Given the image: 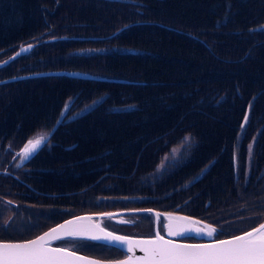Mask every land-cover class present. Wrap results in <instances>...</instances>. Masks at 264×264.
<instances>
[{"label": "trees", "instance_id": "obj_1", "mask_svg": "<svg viewBox=\"0 0 264 264\" xmlns=\"http://www.w3.org/2000/svg\"><path fill=\"white\" fill-rule=\"evenodd\" d=\"M128 6L132 9L121 16L118 11ZM262 24L264 0H0V60L24 42L65 47L36 49L1 69L0 78L45 69L88 74L85 79L17 81L0 98V119L12 116V136L20 142L38 127L53 132L35 165L15 169L25 178L2 174L12 184L0 178V203L21 206L24 218L19 213L13 220L5 218L10 208H0V237L22 239L46 221L66 219L76 211L67 197L77 198L86 209L90 207L84 201L99 187H106L108 192L101 193L106 201L108 195L131 188L132 177L146 186L161 155L186 134L197 137L196 151L212 142L200 162L214 154L212 148L222 153L210 178L219 177L217 197L223 199L226 171L236 176V154L224 152L223 138L231 132L233 139L245 130L249 118L254 130L255 119L264 123ZM42 25L52 38L110 37L109 57H78L85 49L97 54L100 47L92 44L100 39L49 42L52 38L42 39ZM149 51L156 55L145 56ZM197 167L186 168L179 177H188ZM174 177L173 172L162 174L155 190L172 189ZM220 223L234 229L223 218Z\"/></svg>", "mask_w": 264, "mask_h": 264}, {"label": "snow or ice", "instance_id": "obj_2", "mask_svg": "<svg viewBox=\"0 0 264 264\" xmlns=\"http://www.w3.org/2000/svg\"><path fill=\"white\" fill-rule=\"evenodd\" d=\"M31 46H29L30 48ZM29 49H22L28 51ZM19 55V53H18ZM67 110V105H65ZM63 116V113H61ZM247 116H245V123ZM60 124V120L56 121ZM243 127V125H242ZM52 131L43 128L36 131L27 139L22 149L16 154L23 162L30 160L42 148L51 144ZM189 140V137L185 138ZM251 148V146H250ZM11 203V202H9ZM152 213L153 210H137ZM112 219L113 213L103 214ZM157 222L161 213H155ZM164 225L169 236H182L191 232L190 218L177 217L166 214ZM90 216H80L68 220L58 227L52 228L36 239L25 242L0 241V264H113L97 259L77 255L72 242L77 240L105 241L109 244H118L132 255L126 259L115 261L114 264H264V222L251 231L241 235H233L229 239L215 238L211 243H175L171 239L156 233L154 239L135 240L123 235H115L105 231L98 224H93ZM131 223V221H119ZM199 223V222H197ZM7 227V225H5ZM207 229L197 230V235L216 237L217 229L204 225ZM54 240H67L68 245L52 246ZM139 249L143 256H136L135 250Z\"/></svg>", "mask_w": 264, "mask_h": 264}, {"label": "flooded vegetation", "instance_id": "obj_3", "mask_svg": "<svg viewBox=\"0 0 264 264\" xmlns=\"http://www.w3.org/2000/svg\"><path fill=\"white\" fill-rule=\"evenodd\" d=\"M115 48H112V50ZM156 54L152 51H149L145 56H155ZM117 55H114L116 57ZM123 73V72H122ZM125 85V84H124ZM120 86V85H119ZM127 86V85H126ZM4 100V99H1ZM69 103V102H68ZM66 103V105H68ZM71 103V102H70ZM74 102L71 103L74 104ZM71 109V107H70ZM2 110H5V107H2ZM65 107L63 108L62 113L65 111ZM227 114V112H226ZM11 117L9 116L2 121L5 125V128L0 131V141L9 146V149L5 150V152H0V175L8 173L9 176L14 178H18V174L21 175V170H15L19 168H28L23 167L30 165L32 167L35 165V158L41 155L43 152L40 150L38 154L32 157L30 160L23 162L21 166H17L21 164L20 158L16 155L23 147V143L20 142L16 135L12 136L13 127L10 123ZM256 129L255 125L250 121V118L247 122L248 127L242 132L235 133L233 139L231 138V132L227 134L226 137L223 138L225 144V150L235 152V160H233V170L236 172V176L232 177L226 171L225 179L222 180L224 184H226V190L223 191L224 194L223 199H219L217 196L218 190V181L219 177L210 178L212 172L215 170L214 161L216 158L222 154L219 152L215 154L218 147L212 148L214 149V154L210 157L204 159L203 163L200 162L201 155L205 154L206 148L211 143L206 144L201 151H196V143L197 137L192 135H182L180 139H183L184 146L186 150L189 152L187 158L181 162V164L175 168L173 167V163L169 157L165 154L163 157V167L161 168L160 174H173V188L165 193H160L159 191H149L144 185L141 179L137 180L135 177H132L130 180L134 182L131 185V188L124 187L120 189L117 195H108V200L112 201L116 205L120 206H128L132 204V201L127 199V197L132 195H138L140 200H147L148 205L162 207L167 205H177L180 208H183L187 205L186 211L193 214H203L208 212L209 216L213 220H219L227 215L219 209L220 205L224 203L225 198L228 196H232L235 200L232 205H237L238 202H241L240 211H244V209L248 206L263 208L264 207V145L261 147V141L264 139V123L259 124V119L256 120ZM240 123H234L233 126L239 127ZM228 126V124H226ZM8 131H10V135H8ZM4 135L2 138L1 136ZM189 137V140L185 138ZM232 142V144H231ZM251 146V148H250ZM209 150V149H208ZM224 156L227 158L228 153H224ZM210 163V164H209ZM208 164V165H207ZM197 167L195 171L188 175V177L183 178L179 177V175L186 170V168ZM248 169L247 172L245 170ZM5 168L8 172H3ZM9 170H12L15 174H10ZM221 172L218 176H220ZM126 177V176H124ZM168 179V178H167ZM22 182V179L19 180ZM108 192L105 188H97L93 191L92 195L88 197L87 202L90 208H95L100 205L101 193ZM203 196H205L203 198ZM66 202L70 203L71 207L79 208L80 205L77 204V198L67 197ZM219 203H216V201ZM136 201V202H138ZM0 208H5L0 203ZM19 211V217L24 218L23 209L21 206L16 207ZM35 208V206H34Z\"/></svg>", "mask_w": 264, "mask_h": 264}, {"label": "rangeland", "instance_id": "obj_4", "mask_svg": "<svg viewBox=\"0 0 264 264\" xmlns=\"http://www.w3.org/2000/svg\"><path fill=\"white\" fill-rule=\"evenodd\" d=\"M115 1H117V3H120L121 2V0H115ZM131 9H132V6L123 7V8H121L118 11V13L121 16H123V14L124 15H127ZM119 26L120 25L116 24V27H119ZM44 28H45L44 25H42L40 27L41 30H44ZM41 34H43L42 39H44V40L47 39L48 37H51V35L49 33H46L45 32V30ZM125 34H127V33H125ZM104 41L106 43H103L101 40H99L97 43L92 44V46H94V47H100V49L97 50L98 51L97 54L92 55L91 52L87 49V50H84L83 51V54L77 55V56L78 57H83V56H85V57H93L94 56L95 57V56L99 55L98 58H96V60L102 59V58H106L107 59L109 57L108 48L113 44L114 40L112 39V41H108L107 39H104ZM57 46L64 47V46L61 45V43H59L56 46H53V45L38 46L34 50L40 49V48L48 49L49 47H57ZM78 46L79 45L76 44V45H74L72 47L73 49H71V48H66V49L74 50ZM34 50H32V51H34ZM31 52H27V53H24V54L28 55ZM49 52H51V50H49ZM58 58H61V55L60 54H58ZM69 59H72V58L69 56ZM77 61H81V60H77ZM65 62H67V61H64V63ZM22 84H24V83H22ZM8 88H9V84L0 85V98L8 91ZM73 105L74 104L70 105V107L72 109H74ZM4 128H5V125L2 123V121L0 119V131L3 130ZM176 146L177 145H174L170 149L169 153L175 154L176 153ZM7 149H9V146L0 141V152H5V150H7ZM21 176H23L24 178L26 177V175L23 174V173H22ZM3 181L5 183H10V182H8V181H10V178H6ZM10 184H12V183H10ZM234 200L235 199L232 196H228L227 198H225L224 203L220 205L219 209L221 211H223L224 213H227V214L232 215L233 218H238L239 217L238 215L241 214V212H239V210H240V206H241L242 203L241 202H238L237 205H232V203L234 202ZM127 207H128V209H135L136 208L132 204H129ZM75 209H77V210H83L81 207L75 208ZM91 209H93V208L85 209V211H94V210H91ZM244 210H245L244 211V214L245 213H248V214L256 213L258 215H264V208L258 209L256 207L248 206ZM85 211H78V212H85ZM8 216H11L12 217V213L10 211L7 212V214L5 215V218H7ZM121 220L131 221V223H120L119 221H121ZM102 222L104 224H106L107 226L115 229L116 231H121V232H117V234L118 233L125 234V233H129V232H141V231H144V229H146L148 227V224H145L143 226H138L137 225V223H139L140 221L137 220L136 214H130V215L126 216V217L125 216H118V215H116V216H113L112 219H109V218L103 219ZM248 222L249 223H254L255 222V218H249L248 219ZM0 224H1V222H0ZM48 225H49L48 222L42 223L40 225V228L35 229V232L31 236H28V237H37L39 234H41L42 232L45 231L44 230V231L41 232V230L44 229V228H46ZM106 225H104V226H106ZM47 229H49V228H46V230ZM110 230H112V229H110ZM28 237H26V238H28ZM0 238H2V237H0ZM223 238H226V237H223ZM89 249L94 250V252H92V253H95V254H93V255L107 256V257H110L111 256V257H113L112 256L113 252L110 249H108L107 246L102 247V246H100L98 244H95V245H90L89 246Z\"/></svg>", "mask_w": 264, "mask_h": 264}, {"label": "water", "instance_id": "obj_5", "mask_svg": "<svg viewBox=\"0 0 264 264\" xmlns=\"http://www.w3.org/2000/svg\"><path fill=\"white\" fill-rule=\"evenodd\" d=\"M264 26V25H263ZM34 76H39V75H42V76H51V75H68V76H77V77H87V74L83 73V72H80V71H67V70H61V69H57V70H47V71H42L41 73H34L33 74ZM19 78V77H17ZM17 78H11L9 80H13V79H17ZM105 214V213H103ZM103 214H82V215H78V216H74V217H71V218H68L58 224H55L54 226L50 227L49 229L45 230L44 232H42L41 234H39L38 236L40 235H43L45 232L51 230L52 228H55V227H58L60 224H63L65 223L66 221L68 220H73L75 219L76 217H80V216H90L92 218V223L93 224H98L101 228H104L105 231H109V232H113V231H110L108 230L106 227H104V225L100 222L101 219H104V218H107V216L103 215ZM191 222H193V220H190ZM191 228L193 229V231L191 232H188V233H196L197 230H200V228H198L197 226H195L193 223L190 224ZM115 235H121V234H117L115 232H113ZM37 236V237H38ZM124 236V235H123ZM37 237H33V238H30V239H27V240H23V241H5V240H0V241H4V242H25V241H28V240H31V239H36ZM129 237V236H127ZM170 237H178V236H170ZM129 238H132V239H135V240H140V239H152V238H133V237H129ZM166 239V238H165ZM229 239V238H228ZM173 242L175 243H180V242H177L173 239H171ZM57 240H54L52 241V246L53 247H56V245H54V242H56ZM105 242V241H104ZM190 244H194V243H190ZM118 247H120L124 252L127 253V256H130L132 255L131 253H128L125 249H123V247L121 245H118V244H114ZM77 252V251H76ZM77 255H83L85 257H89V258H93V259H97V260H100L102 262H114L115 261H118V260H123V259H126L127 256L125 258H121V259H114V260H104V259H100V258H96V257H92V256H88L86 254H82L80 252H77ZM135 255L136 256H143L144 253L141 252L138 248L135 250Z\"/></svg>", "mask_w": 264, "mask_h": 264}, {"label": "bare ground", "instance_id": "obj_6", "mask_svg": "<svg viewBox=\"0 0 264 264\" xmlns=\"http://www.w3.org/2000/svg\"><path fill=\"white\" fill-rule=\"evenodd\" d=\"M57 40H59L58 38H52V39H50V40H48L49 42H55V41H57Z\"/></svg>", "mask_w": 264, "mask_h": 264}]
</instances>
